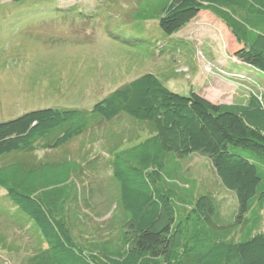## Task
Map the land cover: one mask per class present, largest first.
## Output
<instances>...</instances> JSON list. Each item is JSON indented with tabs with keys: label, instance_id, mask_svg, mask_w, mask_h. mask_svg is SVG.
Masks as SVG:
<instances>
[{
	"label": "trees",
	"instance_id": "trees-1",
	"mask_svg": "<svg viewBox=\"0 0 264 264\" xmlns=\"http://www.w3.org/2000/svg\"><path fill=\"white\" fill-rule=\"evenodd\" d=\"M137 9L159 18L169 35L211 12L241 44L234 57L264 73V0H139ZM122 113L150 122L155 133L114 154L119 195L107 225L117 224V236L82 224L78 161L0 167V187L47 244L26 264H264V231L257 229L264 206V93L215 103L176 93L147 73L91 111L49 107L0 122V157L56 149L83 134L92 114L110 121ZM194 153L208 157L222 187L236 193L230 225L220 223L206 176L185 175L181 159Z\"/></svg>",
	"mask_w": 264,
	"mask_h": 264
},
{
	"label": "rangeland",
	"instance_id": "rangeland-1",
	"mask_svg": "<svg viewBox=\"0 0 264 264\" xmlns=\"http://www.w3.org/2000/svg\"><path fill=\"white\" fill-rule=\"evenodd\" d=\"M138 1L0 0V122L49 107L91 111L147 73L176 93H197L215 103L264 93V73L234 57L241 44L214 14L202 11L169 35L159 18L138 11ZM154 133L150 122L128 113L110 121L92 114L87 130L66 144L2 156L0 167L78 161L84 166L74 180L82 224L105 238L117 236V224L112 230L107 225L119 195L114 154ZM181 160L188 177L206 176L203 185L216 191L220 223L230 225L236 193L222 187L208 157L194 153ZM260 215L257 229L264 231V206ZM46 246L35 222L0 187V264H26Z\"/></svg>",
	"mask_w": 264,
	"mask_h": 264
}]
</instances>
